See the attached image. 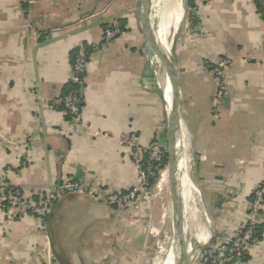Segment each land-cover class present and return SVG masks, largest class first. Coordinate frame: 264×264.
I'll return each mask as SVG.
<instances>
[{"label": "crops", "instance_id": "0c3cea01", "mask_svg": "<svg viewBox=\"0 0 264 264\" xmlns=\"http://www.w3.org/2000/svg\"><path fill=\"white\" fill-rule=\"evenodd\" d=\"M183 4L168 51L178 85L181 208L190 264H200L205 245L236 233L264 177V16L261 0ZM110 24L121 32L104 41ZM82 47L89 64L76 121L55 99L73 89L70 70ZM224 56L232 60L229 94L214 114L207 66ZM168 80L172 101L147 0H0V183L36 202L67 175L89 188L125 191L138 168L123 135L135 133L144 145L158 137L168 151ZM186 183L193 192L184 193L186 208L194 212L182 205ZM166 185L124 210L66 194L45 221L0 207V264H156L154 228L164 217L154 214L153 199ZM240 264H264V220Z\"/></svg>", "mask_w": 264, "mask_h": 264}, {"label": "built area", "instance_id": "2783aa9c", "mask_svg": "<svg viewBox=\"0 0 264 264\" xmlns=\"http://www.w3.org/2000/svg\"><path fill=\"white\" fill-rule=\"evenodd\" d=\"M261 2L264 16V0ZM120 32L116 24L106 25L102 38L104 41H111ZM88 57L89 53L86 49L82 47L78 50L71 66L69 79L74 87L70 92L55 99V103L64 108L76 121L81 118L84 107V74L88 70ZM231 65V58L224 56L207 66L216 85L213 97L214 114L220 113L229 94L226 76ZM121 142L129 149L138 168L136 183L125 191L106 192L102 188H89L75 176L67 175L51 185L42 199L36 202L25 198L20 189L2 182L0 183V207L8 206L17 215H34L40 221H45L53 204L66 194L87 195L120 210L138 207L140 202L151 198L163 171L167 168V148L158 137L144 145L135 133L123 135ZM263 220L264 177L254 188L247 213L236 233L224 237L219 243L210 242L205 245L199 252L200 264H240L243 255L256 242L258 229Z\"/></svg>", "mask_w": 264, "mask_h": 264}, {"label": "water", "instance_id": "95a60500", "mask_svg": "<svg viewBox=\"0 0 264 264\" xmlns=\"http://www.w3.org/2000/svg\"><path fill=\"white\" fill-rule=\"evenodd\" d=\"M154 1L147 0V13L151 19V31L154 35L155 48L159 52L163 63L168 69L171 81H172V101H171V115H170V126H169V140H168V171L171 191L173 195V216L175 222V231L178 237V244H180V251L177 258V264H190V254H189V243L186 234V229L184 226V217L181 208L180 199V186L177 174V130H178V117H177V73L176 66L173 62L172 56L168 49H166L159 41L155 29V17L153 16ZM153 16V17H152Z\"/></svg>", "mask_w": 264, "mask_h": 264}, {"label": "bare ground", "instance_id": "6f19581e", "mask_svg": "<svg viewBox=\"0 0 264 264\" xmlns=\"http://www.w3.org/2000/svg\"><path fill=\"white\" fill-rule=\"evenodd\" d=\"M183 1L184 0H155L154 1L153 16L156 18L155 19L156 34L158 36L160 43L168 50H170L172 47L173 38L176 35V33L180 27V24L182 22V19H183V15H184V11H185ZM168 85L169 86H168L167 91H166L167 92L166 97H167L168 102L170 103L171 102V84L169 83V80H168ZM180 135H182V134H180ZM182 139H184V138H182ZM182 145L184 146V144H182ZM181 151H182V149H181ZM180 170L182 171V165H181ZM167 180H168V168L163 172L161 179H160L159 183L157 184V190H162L164 185H166V183L169 182ZM186 184H187L186 185L187 192H190L192 194L193 192H192L191 188L189 187L188 183H186ZM182 187H183V178H182ZM185 192L186 191H184V192L182 191V205L186 209V200H185L186 198L184 199V197H185L184 193ZM188 211H190V212L195 211L194 206L192 204H188ZM171 215H172V213H171ZM205 218H206V216H205ZM173 248H174V258L171 260V262L169 264H177V258H178L179 251H180V244L175 243ZM158 253L159 254H158L156 264H168V262L170 260V249H167L164 246V244H160Z\"/></svg>", "mask_w": 264, "mask_h": 264}, {"label": "rangeland", "instance_id": "374dc122", "mask_svg": "<svg viewBox=\"0 0 264 264\" xmlns=\"http://www.w3.org/2000/svg\"><path fill=\"white\" fill-rule=\"evenodd\" d=\"M163 191V194H161L160 196H155V198L153 199L154 214H156V217H158V215H162L164 217L161 222H158L155 225L154 228V234H156V245L153 250V258L155 257L156 259L159 254V245L164 244L167 249H170V260L168 262L169 264L174 258L173 246L175 245V243H178V237L175 231V222L173 218V195L169 183L166 185V188ZM185 191V194H187L186 189ZM186 210L188 211L187 208Z\"/></svg>", "mask_w": 264, "mask_h": 264}, {"label": "trees", "instance_id": "16d2710c", "mask_svg": "<svg viewBox=\"0 0 264 264\" xmlns=\"http://www.w3.org/2000/svg\"><path fill=\"white\" fill-rule=\"evenodd\" d=\"M190 2H191V5L193 6V2H192V1H190ZM70 84L72 85V83H70ZM72 87H74V85H72L71 88H72Z\"/></svg>", "mask_w": 264, "mask_h": 264}]
</instances>
